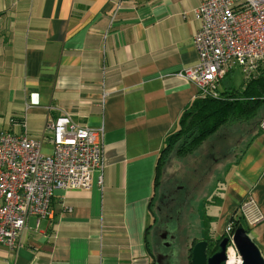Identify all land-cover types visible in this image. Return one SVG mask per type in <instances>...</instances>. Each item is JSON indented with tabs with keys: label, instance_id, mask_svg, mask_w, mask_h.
<instances>
[{
	"label": "crops",
	"instance_id": "0c3cea01",
	"mask_svg": "<svg viewBox=\"0 0 264 264\" xmlns=\"http://www.w3.org/2000/svg\"><path fill=\"white\" fill-rule=\"evenodd\" d=\"M202 1L0 0V129L25 122L41 139L65 115L96 131L103 157L90 189H55L50 214L29 216L20 247L0 244V264H152L157 155L198 94L179 73L197 61L193 10ZM215 187L218 214L203 231L221 236L251 196L263 219L244 223L264 258L263 131Z\"/></svg>",
	"mask_w": 264,
	"mask_h": 264
},
{
	"label": "built area",
	"instance_id": "2783aa9c",
	"mask_svg": "<svg viewBox=\"0 0 264 264\" xmlns=\"http://www.w3.org/2000/svg\"><path fill=\"white\" fill-rule=\"evenodd\" d=\"M193 14L199 21L193 36L197 61L179 75L194 83L199 95L216 96L217 83L236 66L244 76L264 67V0H203ZM259 123L264 132V118ZM21 127L19 132L0 129V244L11 250L20 247L29 216L50 214L55 189H90L93 171L103 166L96 131L68 116L46 123L41 139L30 137L25 122ZM47 141L48 152L42 150ZM236 213L250 227L263 219L251 196ZM224 233L227 258L232 254L240 264L231 221Z\"/></svg>",
	"mask_w": 264,
	"mask_h": 264
},
{
	"label": "rangeland",
	"instance_id": "374dc122",
	"mask_svg": "<svg viewBox=\"0 0 264 264\" xmlns=\"http://www.w3.org/2000/svg\"><path fill=\"white\" fill-rule=\"evenodd\" d=\"M243 76L242 67L236 66L217 83V86L220 90L228 86L238 88L242 83ZM235 122L232 119L227 126L218 129L192 154L185 157L174 156L170 164H167L163 186L154 192L149 214L150 222L157 215L155 206L156 204L159 205L160 196L166 187L173 190L176 186H182V181L191 180L188 183L189 186L196 184L207 188L203 191L195 190L190 203L186 204L180 213V222L177 226L176 241L173 248L175 258L171 260L174 261L173 264H190L188 257L190 247L188 245L195 237L200 238L205 234L207 236L206 228L203 226L204 221H206V217L218 214L219 208L216 207L218 204L205 206L206 200L203 199L208 197L218 199L221 189H215L216 181L227 175L228 168L233 166L236 157L248 143L253 131L252 128L248 129V127L245 131L244 126L246 124ZM191 212L192 214H190ZM154 227L152 224L148 235L150 250H154V245L157 242ZM203 228H205L204 231Z\"/></svg>",
	"mask_w": 264,
	"mask_h": 264
},
{
	"label": "trees",
	"instance_id": "16d2710c",
	"mask_svg": "<svg viewBox=\"0 0 264 264\" xmlns=\"http://www.w3.org/2000/svg\"><path fill=\"white\" fill-rule=\"evenodd\" d=\"M215 90L216 96L197 94L187 103L176 127L165 136L157 155L155 190L163 186L162 178L167 164H170L174 156L185 157L192 154L210 135L227 126L232 119L246 124L245 131L246 127L253 129L251 139L261 131L259 122L264 118V67H258L251 76H243L238 88L228 86L220 90L216 86ZM195 190H198V185ZM230 221L233 230L239 223L245 227L244 221L236 212ZM245 229L248 232V227Z\"/></svg>",
	"mask_w": 264,
	"mask_h": 264
},
{
	"label": "flooded vegetation",
	"instance_id": "af4514ba",
	"mask_svg": "<svg viewBox=\"0 0 264 264\" xmlns=\"http://www.w3.org/2000/svg\"><path fill=\"white\" fill-rule=\"evenodd\" d=\"M182 186H176L175 189L169 190L166 187L165 191L161 194L159 205L156 204L155 209L157 211V215L154 216L152 224L156 229L155 236L157 238V242L154 245V250H150L152 264H173L174 261H171L172 258H175V254L173 252L174 243L176 241V230L177 226L180 222V213L183 211V207L186 204H189L191 198L194 196V191L196 189V184L193 186H189L188 183L191 180L182 181ZM205 189V187H204ZM216 189V187H215ZM191 191V192H190ZM163 197V198H162ZM205 201V205H216L217 198L208 197ZM192 214V212L190 213ZM206 215V213H205ZM171 226H174L171 228ZM174 229V230H173ZM207 233V232H206ZM225 233L221 236H212L209 235V232L205 235H202L200 238H193L190 245H188L189 253L188 257H191V251L194 243L198 240H208V249L207 255H211L218 246L220 240L225 237ZM226 253H227V245H226ZM189 257V261H190Z\"/></svg>",
	"mask_w": 264,
	"mask_h": 264
},
{
	"label": "water",
	"instance_id": "95a60500",
	"mask_svg": "<svg viewBox=\"0 0 264 264\" xmlns=\"http://www.w3.org/2000/svg\"><path fill=\"white\" fill-rule=\"evenodd\" d=\"M229 241L227 236L218 243L217 249L207 255L208 240H198L194 243L191 251V264H226V245ZM232 241L240 256V264H264V258L259 247L248 235L242 223L237 224L232 234Z\"/></svg>",
	"mask_w": 264,
	"mask_h": 264
},
{
	"label": "bare ground",
	"instance_id": "6f19581e",
	"mask_svg": "<svg viewBox=\"0 0 264 264\" xmlns=\"http://www.w3.org/2000/svg\"><path fill=\"white\" fill-rule=\"evenodd\" d=\"M226 264H239V260L235 259L232 254H230L227 258Z\"/></svg>",
	"mask_w": 264,
	"mask_h": 264
}]
</instances>
